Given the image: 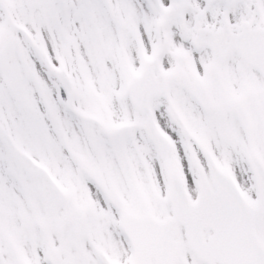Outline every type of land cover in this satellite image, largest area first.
Listing matches in <instances>:
<instances>
[{
  "label": "snow or ice",
  "instance_id": "6c2138e0",
  "mask_svg": "<svg viewBox=\"0 0 264 264\" xmlns=\"http://www.w3.org/2000/svg\"><path fill=\"white\" fill-rule=\"evenodd\" d=\"M0 264H264V0H0Z\"/></svg>",
  "mask_w": 264,
  "mask_h": 264
}]
</instances>
